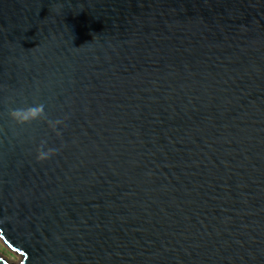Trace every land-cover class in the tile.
Wrapping results in <instances>:
<instances>
[{
    "label": "water",
    "instance_id": "obj_1",
    "mask_svg": "<svg viewBox=\"0 0 264 264\" xmlns=\"http://www.w3.org/2000/svg\"><path fill=\"white\" fill-rule=\"evenodd\" d=\"M0 240V264H264V0H0Z\"/></svg>",
    "mask_w": 264,
    "mask_h": 264
},
{
    "label": "clouds",
    "instance_id": "obj_2",
    "mask_svg": "<svg viewBox=\"0 0 264 264\" xmlns=\"http://www.w3.org/2000/svg\"><path fill=\"white\" fill-rule=\"evenodd\" d=\"M43 115V108L40 107H28V108H18L13 109L8 113L9 119L18 125H22L25 123H29L34 119H39ZM53 128H55L56 123H59V121L49 122ZM51 155V150L45 151L41 149L38 153L37 158L40 160L47 159Z\"/></svg>",
    "mask_w": 264,
    "mask_h": 264
},
{
    "label": "rangeland",
    "instance_id": "obj_3",
    "mask_svg": "<svg viewBox=\"0 0 264 264\" xmlns=\"http://www.w3.org/2000/svg\"><path fill=\"white\" fill-rule=\"evenodd\" d=\"M0 256L10 262L17 263L18 262V257L10 251L0 240Z\"/></svg>",
    "mask_w": 264,
    "mask_h": 264
}]
</instances>
